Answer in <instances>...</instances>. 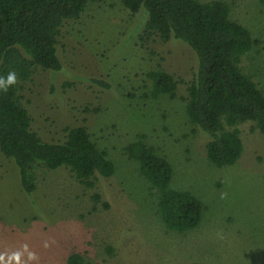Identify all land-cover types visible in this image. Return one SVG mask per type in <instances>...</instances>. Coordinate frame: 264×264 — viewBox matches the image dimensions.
Masks as SVG:
<instances>
[{"label": "rangeland", "instance_id": "rangeland-1", "mask_svg": "<svg viewBox=\"0 0 264 264\" xmlns=\"http://www.w3.org/2000/svg\"><path fill=\"white\" fill-rule=\"evenodd\" d=\"M217 1L261 42L241 67L264 92V0ZM146 20L121 0L90 3L61 27V70H38L21 88L40 138L62 141L65 128L85 126L115 173L87 188L64 168L37 169L36 188L25 194L15 164L0 153V264H17L16 255L19 264H67L72 254L86 264H264V136L240 125V158L214 167L208 138L185 112L196 56L181 41L142 42ZM158 69L179 81L175 99L150 98L146 73ZM138 135L171 164V188L202 203L194 230L179 234L161 221L157 193L124 153Z\"/></svg>", "mask_w": 264, "mask_h": 264}, {"label": "trees", "instance_id": "trees-1", "mask_svg": "<svg viewBox=\"0 0 264 264\" xmlns=\"http://www.w3.org/2000/svg\"><path fill=\"white\" fill-rule=\"evenodd\" d=\"M106 0H0V153L11 160L25 194L36 188L35 170H68L81 185L91 188L97 177L115 173L113 163L92 141L85 126L63 130L62 141H44L31 128L20 94L38 71L58 72V37L66 21H76L90 3ZM131 14L147 15L142 42L152 38L181 41L195 54L196 74L187 84L185 112L190 124L208 138L207 160L217 168L234 165L243 150L239 126L264 136V92L241 67L242 58L261 42L230 19L225 2L211 0H121ZM15 73L16 83L8 82ZM150 98L175 99L179 81L154 70ZM105 88L109 85L100 82ZM7 89V91H5ZM140 175L157 193L158 215L169 231L183 234L200 224L202 203L190 192L171 188L173 168L145 142L143 135L124 148ZM67 264H86L78 254ZM200 264V263H190Z\"/></svg>", "mask_w": 264, "mask_h": 264}, {"label": "clouds", "instance_id": "clouds-1", "mask_svg": "<svg viewBox=\"0 0 264 264\" xmlns=\"http://www.w3.org/2000/svg\"><path fill=\"white\" fill-rule=\"evenodd\" d=\"M8 82L11 83V84H15L16 83V75L15 73H10L8 75ZM5 91H7V89H5ZM45 247H48V245L46 244ZM10 259H15L17 261V264H19V256L16 255L14 257H10ZM29 259H32V256L30 255L29 256ZM3 260V256H0V261Z\"/></svg>", "mask_w": 264, "mask_h": 264}]
</instances>
